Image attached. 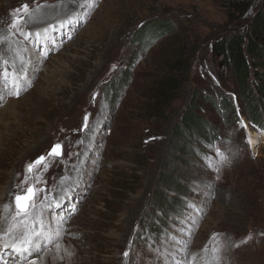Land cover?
Masks as SVG:
<instances>
[{
	"label": "rangeland",
	"instance_id": "1",
	"mask_svg": "<svg viewBox=\"0 0 264 264\" xmlns=\"http://www.w3.org/2000/svg\"><path fill=\"white\" fill-rule=\"evenodd\" d=\"M260 2L228 19L215 0H0V67L27 69L18 96L11 81L0 84V264H264V109L254 118L212 53L216 41L247 31ZM193 95V114L217 138L185 130ZM221 96L236 113L220 112ZM11 101L15 116L1 111ZM57 143L63 155L42 176L28 174ZM26 175L37 187L47 181L52 195L15 217ZM37 216L36 255L3 247L25 225L39 229Z\"/></svg>",
	"mask_w": 264,
	"mask_h": 264
},
{
	"label": "trees",
	"instance_id": "2",
	"mask_svg": "<svg viewBox=\"0 0 264 264\" xmlns=\"http://www.w3.org/2000/svg\"><path fill=\"white\" fill-rule=\"evenodd\" d=\"M215 1L227 9L226 12L228 19L240 18L249 10L253 2V0ZM212 53L215 57H221L224 67L232 71L239 87V91L242 93V101L246 107L249 106V108L254 110L253 116L255 118L256 115H259L264 109V0H261L260 5L255 10L254 15L249 22L247 31L243 34L237 33L229 37L226 36L221 40L216 41L212 45ZM250 79L255 86L256 92L252 91L248 87V82ZM172 84L173 82L169 79V81H167L168 88L163 90L164 92L162 93V97L166 100L168 99V101L174 97L173 95H169L172 90ZM176 88L177 86H174V89ZM164 103L166 102L164 101ZM255 104H258L259 107L257 108ZM217 105L221 113H224L228 109L231 110L232 108L235 110V106L232 104V98L231 100H228L221 96ZM197 107V95H193L192 100L187 107V112L182 115L181 118L185 126V130H189L191 132L192 129L199 130L202 127V130L204 129L215 134L214 132L216 131L214 130V126L209 125L207 121L199 119L195 114H193V111ZM250 118L255 123L260 122L254 120L252 117ZM178 130L183 133L185 132V130H183L181 127H179ZM215 136L217 138L219 135L215 134ZM160 181L163 182L167 187L173 181L178 184V180L170 178L169 175L166 174H163L162 177H160ZM176 184L173 182L169 187L175 188L179 194V191L181 190L177 188ZM159 194L160 201L164 204V206L170 208L169 203L171 199H165V194L162 192Z\"/></svg>",
	"mask_w": 264,
	"mask_h": 264
},
{
	"label": "snow or ice",
	"instance_id": "3",
	"mask_svg": "<svg viewBox=\"0 0 264 264\" xmlns=\"http://www.w3.org/2000/svg\"><path fill=\"white\" fill-rule=\"evenodd\" d=\"M24 13L28 12V5L24 4L23 6ZM17 12L20 10L17 9ZM23 19L22 16H17L14 20L11 27H16L18 22ZM68 24L71 23V20L67 22ZM65 24H61V28L65 27ZM39 35V34H38ZM21 63H23V57H20ZM0 65H7V61H3L0 59ZM115 65L113 66V69H115ZM27 69H22L20 73L16 72L15 70L9 71L7 67H0V84H7L9 81H11V84L13 87L17 89V91L14 93L15 95H19V88L21 87L22 81L24 80V76L26 75ZM84 127H88V116L85 115V123ZM63 146L59 143L52 146L50 151L47 153V156L41 155L37 157L35 161H32L26 166V171L28 174H32L33 172H37L40 174V176L43 175L44 172L48 170L49 167L52 166V164L55 162V160L63 155L62 151ZM51 158V160L49 159ZM40 176L35 177V181L38 182ZM29 176H25V180L22 181L23 184H28V187L26 191L24 192H18L14 196V203H15V217H27L29 215L28 209L35 207V201L40 198L41 195H43L44 199L47 200L52 193L47 188V181H45V187H37L36 183H28ZM68 190H65V196L64 197H56L52 196L53 200H55L54 204H49V207H59L60 204L63 202L64 198L67 197ZM10 205L5 204L3 205V210L6 212ZM34 224H39L40 228L37 229L32 226L25 225V230L23 233L22 238L17 242H12L11 244L5 242L3 247L9 248L13 250L14 253L17 255H22L26 253H30L33 251H36L40 248L41 240L44 238L43 233V225H44V219L43 216H37V218L33 221ZM218 235V234H214ZM213 251H216L214 249ZM125 256H128V253H124ZM32 264H35L33 261ZM171 264H188L187 260H176L175 257H173Z\"/></svg>",
	"mask_w": 264,
	"mask_h": 264
},
{
	"label": "bare ground",
	"instance_id": "4",
	"mask_svg": "<svg viewBox=\"0 0 264 264\" xmlns=\"http://www.w3.org/2000/svg\"><path fill=\"white\" fill-rule=\"evenodd\" d=\"M46 14L47 13L44 12V10H42V12H40V14L35 13L34 16H33V18H32V20L39 21L41 18L43 19L44 17H46ZM3 92H6V91L3 90ZM8 101H10V100H8ZM15 104H16L15 101L14 102L11 101V103L10 104L8 103L7 105H5L1 111H4V112L7 111L8 112V115L13 116L15 114V113H13L14 112ZM37 253H38V251L36 250L35 251V254L34 253L33 254L36 255Z\"/></svg>",
	"mask_w": 264,
	"mask_h": 264
}]
</instances>
